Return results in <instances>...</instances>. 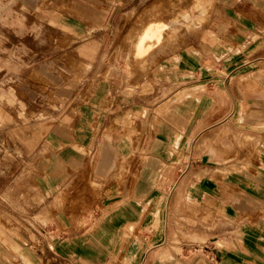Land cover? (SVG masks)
Segmentation results:
<instances>
[{
	"label": "rangeland",
	"instance_id": "374dc122",
	"mask_svg": "<svg viewBox=\"0 0 264 264\" xmlns=\"http://www.w3.org/2000/svg\"><path fill=\"white\" fill-rule=\"evenodd\" d=\"M163 24L172 30L169 39L135 56L140 37ZM237 24L238 67L248 64L238 68V117L264 119V9L247 0H0V246L14 252L32 246L36 263L70 264L58 242L75 230L87 238L98 234L100 223L92 217L117 196L134 162L120 156L141 145L106 142V132L94 125L112 103L117 115L121 107L169 118L161 110L185 101L170 94L194 77L189 66L202 42L235 35ZM124 134L109 135L118 140ZM66 155L85 160L76 158L70 168ZM111 156L114 167L99 176ZM47 189L51 198L44 204ZM240 224L238 254L246 243ZM128 242L138 246L139 240ZM204 242L185 241L195 252ZM258 253L264 264V240Z\"/></svg>",
	"mask_w": 264,
	"mask_h": 264
},
{
	"label": "crops",
	"instance_id": "0c3cea01",
	"mask_svg": "<svg viewBox=\"0 0 264 264\" xmlns=\"http://www.w3.org/2000/svg\"><path fill=\"white\" fill-rule=\"evenodd\" d=\"M247 2L264 9V0ZM236 27L235 35H211L202 42L189 66L195 68L194 77L188 76L187 86H178L170 94L181 95L185 101L161 110L171 113L169 118H150L147 110L125 111L121 107L122 114L117 115L112 103L94 125L106 132V142L141 145L120 156L134 158V162L117 196L98 205L92 219L100 223V229L94 240L75 230L58 242L64 261L258 264L259 240H264V228L259 226L264 217V130L258 128H264V119L238 117V68L248 64L238 67V24ZM199 75L206 84L201 91L196 87ZM249 109L258 111L252 105ZM116 129H123L125 136L111 140L109 134ZM91 134L84 136V144ZM244 137L250 139L248 152L243 149ZM76 158L85 160L72 155L64 159L73 168ZM113 159L111 156L98 167L99 176L112 170ZM46 194L42 193L44 204L51 198L49 189ZM239 222L246 239L240 254ZM152 224L156 228L149 233L146 228ZM131 226L135 227L132 233L128 232ZM192 237L205 241L199 252L185 243ZM134 239L139 240L138 246L135 242L129 245ZM16 240L19 242L18 236ZM221 243L227 248L221 249ZM35 254L32 246L21 244L15 252L0 246V264H39Z\"/></svg>",
	"mask_w": 264,
	"mask_h": 264
},
{
	"label": "bare ground",
	"instance_id": "6f19581e",
	"mask_svg": "<svg viewBox=\"0 0 264 264\" xmlns=\"http://www.w3.org/2000/svg\"><path fill=\"white\" fill-rule=\"evenodd\" d=\"M171 34V28L164 24L148 29L133 46L134 55L140 56L149 52L156 44L159 45L166 39H169Z\"/></svg>",
	"mask_w": 264,
	"mask_h": 264
}]
</instances>
